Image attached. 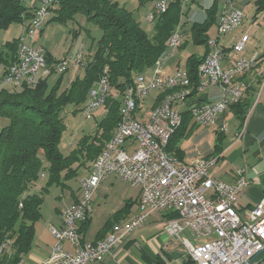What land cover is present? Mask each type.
I'll return each instance as SVG.
<instances>
[{"label":"built area","instance_id":"2783aa9c","mask_svg":"<svg viewBox=\"0 0 264 264\" xmlns=\"http://www.w3.org/2000/svg\"><path fill=\"white\" fill-rule=\"evenodd\" d=\"M55 1L22 0L32 9L33 14L28 19L33 24L32 40H28L27 50L24 51L25 62H17L15 59L9 65V72L0 76V86L18 85V81L27 84L32 81V73L36 69L61 74L70 67L77 70L83 66L82 47L73 56L62 57L58 63L47 66V52L36 43V38L50 18ZM230 3L231 0H225L218 16V35L233 31L244 18L243 12ZM166 10L164 0H156L146 19L153 21ZM21 26L23 34L24 22ZM248 37V34H242L234 43L233 50L241 53ZM182 39V34L176 36L174 43L167 48L171 52L175 51ZM206 45L210 50L199 62L198 76L202 79L196 89L214 83L218 85L220 94L215 101L191 108L190 113L195 123L210 126L228 111L233 97L242 94L243 80L236 77L251 66V59L240 56L230 67L223 68V53L217 41L208 39ZM163 63L162 59L154 63L156 69L150 73L149 78L145 75L133 79L128 86V94H118L123 101L121 132L115 135L112 143H104V151L97 154L79 179V195L62 210L61 226L50 228L56 239L55 244L48 255L36 264H91L114 257L117 245L143 226L156 211L176 214L167 219L164 225V231L169 236H179L188 230L195 237L203 239L196 244L185 237L181 238L194 264H244L264 249V195L244 213L239 212L237 204L241 192L250 182L246 170L238 169L234 181L227 183L210 175V169L217 161L216 156L214 163H204V157L179 162L168 150L169 139L182 124V114L174 105L185 102L191 88L182 92L181 96H174L170 102H164L162 108L152 106L145 119L137 117L140 100L150 90L168 88L173 80L183 77L184 71L181 69L172 74H164ZM107 83V75L103 73L89 106L82 109L87 119L91 118V112L96 109L101 98V88ZM250 111L248 108L244 121L248 119ZM226 127L227 123L223 122L218 130L222 132ZM110 176L139 189L138 212L129 220L114 223L107 239L85 241L78 232V223L91 212V196L98 185ZM64 241L70 242L72 248L66 249ZM10 244L9 240L5 243V249H0V256ZM252 264H264V252Z\"/></svg>","mask_w":264,"mask_h":264},{"label":"trees","instance_id":"16d2710c","mask_svg":"<svg viewBox=\"0 0 264 264\" xmlns=\"http://www.w3.org/2000/svg\"><path fill=\"white\" fill-rule=\"evenodd\" d=\"M256 3L259 4L256 9L264 8V0H256ZM186 5L183 0H172L167 10L152 21L153 31L148 34L132 12L116 0L55 1L48 22H66L81 12L101 27L102 34L95 47L87 49L85 64L80 67L83 72L77 73L65 89L60 90V86L67 71L61 74L50 71L33 86L25 83L17 88L0 86V115L9 120L0 129V243L11 242L9 249L1 253L0 264H19L23 255L30 251L35 225L42 214L43 193L48 187L52 184L66 186L81 167L102 151L120 120L121 101L118 94L124 93L136 74L150 70L162 57L167 50L168 39L181 22ZM218 10L217 0H214L206 10L204 21L191 25L189 32L193 42L207 43V31L216 20ZM31 11L22 0H0V30L27 21L33 14ZM17 45L15 38L7 41L4 49L0 50V64H3L0 75L15 61ZM258 56L257 59H264V47ZM201 59L190 55L186 60L192 95L199 82L198 65ZM46 62L47 66H51L57 60L55 62L47 53ZM103 73H106L109 85L104 99L105 114L92 135L82 136L77 147L64 154L59 143L66 126L60 112L69 104L76 108L84 105L90 89L97 86ZM53 75L56 76L55 82L50 85L48 81ZM248 105L249 101L243 97L230 108L241 115ZM181 114L182 124L175 134L189 119L186 116L188 112ZM174 153L179 156L178 150ZM43 170H46V183L39 193L33 192V186L45 176ZM131 203L127 200L123 209L128 211ZM118 215L119 212L115 216L117 222ZM168 216L172 218L176 214L169 213ZM86 220L87 217L78 227L80 234L85 230ZM116 221L105 222L98 234L110 230ZM154 264L162 263L157 259ZM185 264L194 263L188 257Z\"/></svg>","mask_w":264,"mask_h":264},{"label":"crops","instance_id":"0c3cea01","mask_svg":"<svg viewBox=\"0 0 264 264\" xmlns=\"http://www.w3.org/2000/svg\"><path fill=\"white\" fill-rule=\"evenodd\" d=\"M204 1L205 6L200 5L198 8H193L191 5L188 6V2H186L187 5L183 7L184 13L179 26L176 28V31L183 35L180 46H184L186 42L189 43L191 35V32L189 31H191V25L204 21L206 18V10L212 5L214 0ZM224 3L225 0L222 7L217 12L216 20L207 31V39L216 40L217 45L222 50L223 56L221 59V66L223 68L230 67V65L240 56L252 60L250 69H248V71L244 74L236 77L237 79L243 80V82L247 84L243 97L249 101V105L244 109V113L241 115L238 114L234 108H229L226 113L221 114L218 117L216 123L212 125L217 132V140L214 145H208L207 149L203 153H187L182 147L175 146L173 143L177 140L176 136L186 135L188 130L190 131L191 127L195 124V121L190 113L191 108L215 101L218 99L220 94L218 85L214 83L204 84V87L200 90H197L195 87L194 95H192L193 88H191L188 98L185 102H183L184 104L182 103L183 105H186V108L178 109L180 113L188 112L186 116H188L189 119H186L178 133L174 135L173 139H171L172 141L170 143L169 151L175 154L174 152L178 150V157L184 162H190L199 157L205 158L216 156L217 161L210 169V175L218 177L227 183H232L234 181L238 169H245L250 182L241 192L237 203L239 206V212L244 213L252 208L264 195V59H257L264 47V28L255 27V21L258 20L255 14L253 20L251 21L253 24H250L248 28L237 27L233 31H228L225 34L218 35V32L216 31V23L219 14L223 10ZM261 10L264 11V8ZM27 22L28 20L24 22V25ZM253 27H255V29ZM244 33L249 35L248 40L244 50L241 53H237L232 47ZM252 36H255L253 41H251ZM206 44L207 43L203 44L204 47L198 57L203 58V56L209 52L210 48ZM42 47L49 54V51L44 46ZM179 64L180 59L176 62L177 66L175 65L173 68L167 66L162 70V72L164 74H172L177 69L187 72L186 66L180 67ZM78 72L79 70L77 69L75 73L77 74ZM201 79L202 78L199 77V80ZM158 96L160 97L161 95L158 91H156L153 101L149 105L147 114L151 107L156 103ZM248 108L251 110L250 115L248 119L244 121ZM147 114L143 113L140 117H138L145 119ZM223 122L227 123V127L221 132L218 130V127ZM219 133H221V135H219ZM226 155L227 158H225ZM218 162H221L219 167L216 166ZM111 177L114 176H110L109 178ZM102 182H104V180ZM98 191L99 186L96 188L95 194H98ZM77 192H71L70 201L64 206L59 204L56 205L54 208L55 214H51L49 216L41 214L40 220L35 225L32 247L26 255H23L19 264H36L48 255L49 251L56 242V239L50 232V228L61 226V212L74 202V199L79 195V192ZM139 194L140 191L138 188L135 198L129 194L130 198L127 200H130L132 203L130 204L128 213L119 218L118 222L129 220L138 212L137 204ZM92 209H94L93 203ZM92 209L87 216L88 221L86 220L87 223H85V229L89 224L90 216L94 212ZM168 214L169 213L166 212H154L143 226L117 245L114 257H107L102 262H92L91 264H154L157 259L161 261L162 264H185L189 256L187 248L182 243L181 238L185 237L192 243L196 244L200 242L201 239L192 235V233L188 230H184L183 233L181 232L179 234V236H169L164 231V225L167 219H169ZM107 217L108 215L106 218ZM81 223L82 221L78 223V227ZM101 227L102 225L100 224L98 230L101 229ZM97 231L95 233L93 232L94 234H90L89 231L85 232V230H83L81 234L83 240L94 242L100 237V235L104 236L109 232V230H107L104 231L103 234H98ZM139 240L145 242V244L139 246ZM64 247L66 249L72 248L70 242L68 241H64ZM184 249L187 251L186 254H184Z\"/></svg>","mask_w":264,"mask_h":264},{"label":"rangeland","instance_id":"374dc122","mask_svg":"<svg viewBox=\"0 0 264 264\" xmlns=\"http://www.w3.org/2000/svg\"><path fill=\"white\" fill-rule=\"evenodd\" d=\"M116 1L123 4L132 12L133 17L140 22L141 26L148 32V34L152 33L154 24L152 21L146 19V15L148 14L147 12L152 9L156 0ZM247 1L248 0H231L230 3L243 12L244 18L239 28H248L250 24H253L251 21L253 20L255 14L258 19L257 21H255V27L264 28V11L256 9V6L259 5L258 3H256V0H249L248 2ZM223 2L224 0H217L218 9L222 7ZM204 4V0H190L188 2V6L191 5L193 8H198L200 7V5L205 6ZM21 25V23H14L10 25L9 28L0 30L1 51L4 49V44L7 41L18 38L21 35ZM255 27L253 28L255 29ZM101 34V27H99L96 23L88 20V18L83 13L79 12L74 15V19L67 20L66 22H58L53 20L47 22V24H45L44 31H42V34L37 37L36 41L49 51L51 58L56 62V60L62 57L73 56L77 53L80 47H82L85 57H87V49H89V47H91L92 49L95 47V44L100 38ZM254 38L255 36H252L251 41H253ZM189 40V43L186 42L184 46L179 45V47L173 52H171V50L167 48L165 53L162 55V60H164L162 70L167 66L173 68L176 65L178 59H180L179 66L185 67L186 60L188 58L187 56H189L190 54L196 56L200 55L204 45L196 44L195 42H193L191 39V35ZM2 66L3 64H0V73L3 68ZM155 69V65H153V67H151L150 70L145 71L144 74L147 78H149V76L151 75L150 73H152ZM78 70V74H80L81 71L83 72V70L80 68H78ZM75 72L76 70L73 67L69 68L64 76L63 82L60 86V90H63L69 86L70 82L76 75ZM55 78L56 76L54 75L49 78L48 82L50 85L55 82ZM3 86L9 87L11 85L5 84ZM155 94V90H150L147 96L144 99L140 100L137 117H140L143 113L147 114L149 105L153 101V97ZM115 95H117L116 92ZM87 100L88 96L86 101L84 102V105L86 104ZM183 104L177 103L174 106L177 109H185L186 105ZM84 105L82 104L81 106L76 108L74 107V105L69 104L65 106L60 112V116L61 118H63L64 124L66 126L65 130H63L59 143V148L64 154H67L70 151L74 150L77 147V143L82 136L92 135L97 130V124L105 114L104 107L102 106L99 109L94 110L92 118L87 119L82 112V108ZM8 122L9 120L7 117L0 115V129L8 124ZM216 134L217 132L215 131V128L212 127V125L203 126L195 123L191 127L190 131L188 130L186 135L176 136L177 140L173 144L175 146L182 147L187 153H203L207 149L208 145L211 146L216 143ZM225 158H227V155L225 156ZM89 164L90 163H87V165L81 167L77 176L67 182L66 186L62 187L60 185L52 184L48 187V190L43 193L42 198L43 203L41 206V212L43 215L49 216L51 214H55L54 208L56 205L59 204L61 206H64L70 201L71 192H77V183L81 176L85 174V171L88 169ZM220 164L221 162H218L216 166L219 167ZM43 172L45 176L39 178L36 185H34L32 188L33 192L39 193V191H41L42 187L45 185L47 179L46 170H43ZM98 186V194H95V190L93 195L91 196L92 203L94 204V209L92 210H94V212L90 216L89 224L85 229V232L89 231L90 234H94L98 230L100 224L104 226L105 222L107 221H116L115 216L118 212L120 215H118L117 219L128 213V211L123 209L124 204L126 200L130 198L129 194L135 198V194L137 191L136 187L131 186L130 184H128V182H123L116 177H108ZM107 215L108 217L106 218ZM201 241H203V239H201ZM144 244L145 242H142L141 240L138 241L139 246H142ZM184 251V254H186L187 251L185 249Z\"/></svg>","mask_w":264,"mask_h":264},{"label":"bare ground","instance_id":"6f19581e","mask_svg":"<svg viewBox=\"0 0 264 264\" xmlns=\"http://www.w3.org/2000/svg\"><path fill=\"white\" fill-rule=\"evenodd\" d=\"M172 2V0H164V5L165 7L168 8L169 4ZM186 2V1H184ZM32 33H33V24H32V20H28V22L23 26V34H21L18 37V45H17V52H16V60L17 62H25V54L24 51L27 50L28 47V40H32ZM181 34L178 31H175V33H173L170 38L167 41V47L170 46L171 44L174 43V39L176 36H180ZM179 45L181 44H177V48L179 47ZM163 59L162 57L159 58V60ZM158 60V61H159ZM58 63V60L57 62ZM83 65L85 64V54L83 52ZM251 64H252V60H251ZM251 66H249L247 69L242 71V74H244L246 71H248V69H250ZM9 72V67L7 69V71L5 73ZM48 74V72L43 71V69H36L33 73H32V81L31 82H27V85L29 86H33L35 85L38 80L44 75ZM147 74V73H146ZM145 74L141 73V74H136V76L134 77V79H140V77H144ZM101 77V76H100ZM99 77V80H100ZM99 80L97 82V86H95L94 88L90 89L89 91V95H88V101L86 102V104L83 106V109H85V107L89 106L90 103V98H92L95 90H97L98 88V84H99ZM22 83H25V81H18V85H11L12 87H18L20 86ZM26 84V83H25ZM246 83L242 81L241 83V91L242 94L241 95H236L235 97H233V101L231 102V104L239 101L240 99H242V97L244 96L245 90H246ZM191 85H190V79L189 76L187 74L186 71H184L183 77H180L179 79H175L173 80V82H171L168 86V88H164V89H157L159 91V94L161 95L160 97L158 96V99L156 101V103L153 105L154 108H162V104L168 103L170 102L174 96H181L182 92H184L186 89H190ZM109 91V85L108 83L106 84V86H102L101 88V98L100 100L97 102V107L94 110L99 109L100 107H104V99L106 94ZM128 94V88L124 91V93L122 95H126ZM160 98V99H159ZM94 110L91 112V118L93 117V112ZM105 112V110H104ZM120 120L118 122V124L116 125V128H114V131L111 135V137L109 138V140L106 143H112V141L115 140V135L119 134L121 132V128H122V113H123V101H121V106H120ZM102 151H104V147L102 149ZM173 158L174 159H178L179 162H184L182 160H180L175 154H173ZM204 163H214V157H206L204 158ZM108 238V233L107 235H104V237L100 238V239H107ZM0 249H5V243H0Z\"/></svg>","mask_w":264,"mask_h":264},{"label":"water","instance_id":"95a60500","mask_svg":"<svg viewBox=\"0 0 264 264\" xmlns=\"http://www.w3.org/2000/svg\"><path fill=\"white\" fill-rule=\"evenodd\" d=\"M262 252H264V249L256 253L254 256H251V258L244 264H252L256 260L257 256H259Z\"/></svg>","mask_w":264,"mask_h":264}]
</instances>
